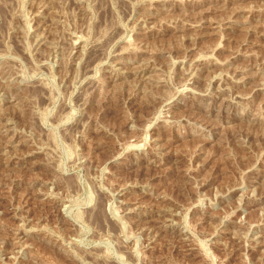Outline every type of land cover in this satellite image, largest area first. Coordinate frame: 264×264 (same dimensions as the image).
Masks as SVG:
<instances>
[{"label":"rangeland","instance_id":"1","mask_svg":"<svg viewBox=\"0 0 264 264\" xmlns=\"http://www.w3.org/2000/svg\"><path fill=\"white\" fill-rule=\"evenodd\" d=\"M0 264H264V0H0Z\"/></svg>","mask_w":264,"mask_h":264}]
</instances>
